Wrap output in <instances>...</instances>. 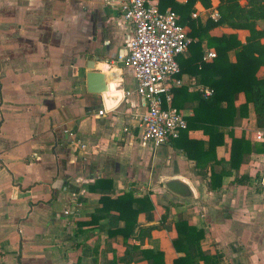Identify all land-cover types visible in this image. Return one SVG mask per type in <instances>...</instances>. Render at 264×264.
I'll use <instances>...</instances> for the list:
<instances>
[{"label": "crops", "instance_id": "crops-1", "mask_svg": "<svg viewBox=\"0 0 264 264\" xmlns=\"http://www.w3.org/2000/svg\"><path fill=\"white\" fill-rule=\"evenodd\" d=\"M119 1L0 0V264H147L130 257L121 235L110 234L124 226L119 213L102 210L103 196L115 200L128 191L137 198L149 194L154 204V211L139 215L136 235L167 213L169 221L181 218L205 231L201 248L216 264H264V154L256 153L264 130L257 126L253 104L243 117L246 98L238 95L234 125L223 131L224 145L216 149L218 160H230L231 133L252 149L239 171L227 168L231 174L220 189L210 188L213 165L206 159L198 166L171 143L157 149L143 144L138 129L129 126L138 124L141 106L133 72L117 61L127 53L132 31ZM219 3L213 0L208 9L198 3L196 18L205 24ZM224 34L245 41L249 32L229 27L211 32ZM192 44L177 61L191 58ZM203 48L205 55L217 53L206 42ZM205 55L207 63L214 60ZM90 59L97 71L113 75L110 94L122 96L88 92ZM229 59L236 61L234 51ZM258 76L264 77V67ZM175 79L180 85L174 89H180L173 107L187 120L199 105L191 95L210 87L190 73ZM70 133L92 146L75 147ZM188 138L209 149L210 137L202 130L189 131ZM169 179L189 181L194 196L170 193ZM98 180L112 185L92 189ZM177 237L173 224L128 244L162 251L165 263L172 264L183 255L174 248Z\"/></svg>", "mask_w": 264, "mask_h": 264}, {"label": "trees", "instance_id": "trees-1", "mask_svg": "<svg viewBox=\"0 0 264 264\" xmlns=\"http://www.w3.org/2000/svg\"><path fill=\"white\" fill-rule=\"evenodd\" d=\"M212 1L187 0L185 4H181L177 0H158L160 11L171 10L176 13L179 16V24L189 28V36L196 41L191 46V58H178L180 73L176 76L181 77L184 73H190L197 77L199 85L210 87L213 91L209 97H205L200 91L191 95L192 99L199 101V105L194 115L187 118V130L170 143L173 148L181 150L189 160L197 161L198 166L202 165L204 159L211 162L213 166L210 188L217 190L222 187L223 177L231 174L227 168L239 171L242 165L249 162L252 155L250 142L245 138H236L231 133L233 140L230 160L226 162L216 157V149L225 142L223 131L234 125L237 115L236 101L239 94L243 93L246 98V102L240 106L241 115L246 117L249 105L253 104L257 126L264 130V77L258 76L260 69L264 67V43L262 42L264 39V0H219L217 10L220 18L217 21L209 18L204 24L200 18L193 16L196 13V6L200 3L208 9L212 7ZM218 27L245 30L249 32V35L245 41H241L237 34L212 36L211 32ZM204 42L208 48H215L217 51V57L210 63L203 59ZM231 51L236 54L235 62L229 59ZM179 89H173L174 107H177L175 98ZM186 93L187 90L182 95ZM192 130H202L210 137L207 151L203 150V143L188 138V133ZM256 153L264 154V144L256 148ZM216 165H222L223 170L217 173ZM202 175L205 176L206 173ZM238 181L244 180L241 178ZM111 185L112 182L109 180H98L91 188H109ZM101 202L103 211H116L119 213L120 220L124 221L121 229L110 234L121 235L124 238L129 255L136 262L166 264L164 252L142 249L140 245H129L128 240L136 239L144 242V238L151 231L171 228L174 224L178 237L173 240V245L175 250L183 255L176 258L172 264H200V261L206 264H216V257L202 251L201 243L205 238V231L189 225L181 218L176 222L169 221L166 213L158 225L145 230L140 229V233L136 235L139 215L154 211V204L149 194L137 198L133 192L128 191L115 200L103 196Z\"/></svg>", "mask_w": 264, "mask_h": 264}, {"label": "built area", "instance_id": "built-area-1", "mask_svg": "<svg viewBox=\"0 0 264 264\" xmlns=\"http://www.w3.org/2000/svg\"><path fill=\"white\" fill-rule=\"evenodd\" d=\"M118 3L132 31L127 53L118 55L117 61L132 69L136 84L134 94L141 100L138 124L129 126L138 129L143 144L157 149L178 139L188 128L185 115L173 107V89L180 85L175 79L180 73L177 57L188 52L193 39L188 29L179 24L176 13L160 11L158 0H121ZM211 18L217 21L219 13L214 12ZM216 57L214 50H208L205 60ZM201 92L205 97L213 93L210 88H202ZM103 114L101 111L100 115ZM69 135L75 137L73 133ZM257 138L262 139L263 134L259 133ZM73 145L82 150L92 146L77 138Z\"/></svg>", "mask_w": 264, "mask_h": 264}, {"label": "water", "instance_id": "water-1", "mask_svg": "<svg viewBox=\"0 0 264 264\" xmlns=\"http://www.w3.org/2000/svg\"><path fill=\"white\" fill-rule=\"evenodd\" d=\"M87 67L90 70L87 74V86L90 94L106 96L111 99L122 96L121 92L110 94V82L114 81V79H112L113 75L97 71V62L95 60L90 59ZM165 187L170 193L182 198H190L195 194L191 183L181 179H169L165 181Z\"/></svg>", "mask_w": 264, "mask_h": 264}, {"label": "bare ground", "instance_id": "bare-ground-1", "mask_svg": "<svg viewBox=\"0 0 264 264\" xmlns=\"http://www.w3.org/2000/svg\"><path fill=\"white\" fill-rule=\"evenodd\" d=\"M117 94V93H116ZM161 147V146H160Z\"/></svg>", "mask_w": 264, "mask_h": 264}]
</instances>
